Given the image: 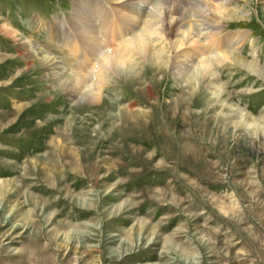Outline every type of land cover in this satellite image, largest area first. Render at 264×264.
<instances>
[{
	"label": "rangeland",
	"instance_id": "1",
	"mask_svg": "<svg viewBox=\"0 0 264 264\" xmlns=\"http://www.w3.org/2000/svg\"><path fill=\"white\" fill-rule=\"evenodd\" d=\"M72 3L0 0V264H264V71L235 64L220 81L249 125L235 112L226 124L220 110L200 114L188 159L172 150L190 128L179 119L157 143L161 154L154 144L134 154L127 139L105 141L110 126L84 127L88 112L73 115L69 96L55 100L58 87L28 62L29 42L58 54L44 25ZM238 6L242 20L225 30L249 32L241 54L250 59L254 43L264 69V0ZM171 82L166 101L186 91ZM189 106L180 118L203 111ZM62 114L81 126L75 134L54 122Z\"/></svg>",
	"mask_w": 264,
	"mask_h": 264
},
{
	"label": "bare ground",
	"instance_id": "2",
	"mask_svg": "<svg viewBox=\"0 0 264 264\" xmlns=\"http://www.w3.org/2000/svg\"><path fill=\"white\" fill-rule=\"evenodd\" d=\"M235 1L73 0L68 15L55 18L54 25H44L54 43L48 46L58 54L29 42L28 62L31 65L37 59L50 86L58 87L53 94L55 100H60L62 94L69 96L73 115L88 112L82 117L86 120L84 127L92 119L99 121L101 129L110 126L105 141L115 136L127 139L134 154L142 155L143 146L150 144L161 154L157 143L168 141L167 129L181 119L190 128L184 144L172 150L174 154L186 153L191 159L200 114L220 110L217 119L226 124L234 119L229 113L235 112L240 121L248 125L251 121V113L227 102L226 86L220 82L223 73L235 64L254 74L264 71L254 43L250 44V59L241 54L243 45L251 40L250 33L225 30L229 21L242 20L236 17L241 0ZM6 32L15 35L10 27ZM171 79L186 88L182 93H188L189 98L164 100L174 83ZM164 84L157 100L150 101ZM187 103L191 108L203 105V111H191L189 117L184 114L180 118L179 112ZM63 121L68 122L64 114L54 119ZM205 121L208 123L210 118ZM80 127L68 122L64 129L74 133ZM134 143H141V147H132Z\"/></svg>",
	"mask_w": 264,
	"mask_h": 264
}]
</instances>
